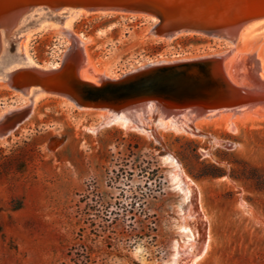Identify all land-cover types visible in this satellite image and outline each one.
<instances>
[{
  "label": "rangeland",
  "instance_id": "1",
  "mask_svg": "<svg viewBox=\"0 0 264 264\" xmlns=\"http://www.w3.org/2000/svg\"><path fill=\"white\" fill-rule=\"evenodd\" d=\"M44 24L18 37L36 64L58 65L71 42L55 20ZM69 26L86 43L88 66L110 76L227 49L203 37L155 40L145 21L121 15L79 16ZM250 42L264 61V28ZM8 49L0 78L15 66V43ZM245 68L242 60V75ZM22 103L0 85V117ZM100 124L96 112L45 98L5 137L0 264H170L177 251L190 254L185 223L195 225L206 248L180 264H264V114L202 124L201 137L161 133L162 143ZM167 153L182 165L192 202L173 182Z\"/></svg>",
  "mask_w": 264,
  "mask_h": 264
},
{
  "label": "water",
  "instance_id": "2",
  "mask_svg": "<svg viewBox=\"0 0 264 264\" xmlns=\"http://www.w3.org/2000/svg\"><path fill=\"white\" fill-rule=\"evenodd\" d=\"M38 11L49 14L126 15L148 25L157 40L200 36L232 45L248 26L264 21V0H0V53L4 41L18 32L24 18ZM71 44L60 64L15 65L1 79L23 103L0 117V137L26 120L32 96H54L74 109H126L159 105L171 113L216 114L244 108L264 109V77L256 52L231 59V48L191 58L145 63L119 76L84 72L83 55H71ZM245 57V58H244ZM231 69V68H230Z\"/></svg>",
  "mask_w": 264,
  "mask_h": 264
},
{
  "label": "bare ground",
  "instance_id": "3",
  "mask_svg": "<svg viewBox=\"0 0 264 264\" xmlns=\"http://www.w3.org/2000/svg\"><path fill=\"white\" fill-rule=\"evenodd\" d=\"M88 15H95V16H109V15H101V14H88ZM115 15V14H112ZM79 16H87V14H74L68 13L65 15L62 14H49L44 11H38L30 14L26 18L23 19L21 22L18 32L14 33L12 36L7 38L4 41V45L2 46L0 57H7V51L9 52L8 46L10 43H15V53L12 56V60L10 64L17 65L22 64L24 66H32L35 64L33 59L29 54L26 52V44L23 42L21 43L20 40L23 38L19 36L24 31H26L27 27L37 26L40 27V24H44L46 21L55 20L58 23L59 28H64V34L71 40L73 46L71 47V55L77 53L79 55H83L80 62L84 64V72L88 69H91L88 66V55L85 48V41H83L80 37L74 35L70 30V23L74 21ZM128 17L126 15H121ZM264 28V21L252 24L245 28L238 40L235 44L228 45L227 47L231 48V59L227 62L228 71L231 73L233 71L231 62L236 60L237 58H241L243 54H250L253 51L257 53L258 58L261 61L262 67V76L264 77V61L262 59V54L258 55V47H255L253 44L254 42L252 39L257 37L259 31ZM15 35V37H14ZM192 36V35H188ZM182 37V36H178ZM177 37V38H178ZM200 37V36H197ZM204 38V37H203ZM25 42L28 38H24ZM176 39V38H175ZM208 39V38H207ZM157 40V39H155ZM160 41V40H159ZM165 42L171 40H163ZM225 49V48H224ZM223 53V50L221 51ZM245 58V57H244ZM242 60V59H241ZM231 68V69H230ZM232 70V71H231ZM97 72V71H96ZM5 71L1 72L3 75ZM99 73L106 74L104 71H100ZM243 73V72H242ZM245 73V72H244ZM0 85L6 89L7 86L3 83V80L0 78ZM45 98H55L60 101V104H63V100L56 98L54 96H40L35 95L32 96L29 94L28 98L25 101H28L33 106L36 102L41 99ZM81 112H96L98 117L101 119V126H121L126 129L135 130L136 132H141L146 134L147 136L152 137L159 143H162L161 133L165 132H172L173 134H180L190 137H201L203 133L200 129L202 124L207 123H215L218 124L220 122L223 123H234V122H242L250 118H255L261 114H264L263 108H244L239 110L233 111H221L216 114H207V113H200L194 111H183L177 113H171L169 111H165L159 105H147V106H137L135 108H126V109H107V110H93V109H77ZM25 124V122L23 123ZM228 125V124H227ZM11 133V132H10ZM5 137H0V145L4 143ZM163 160L170 164L173 168L174 173L172 174L173 182L175 183L176 187L183 192L184 200H189L192 202L194 196V189L191 184L188 182L182 165L180 162L170 153H167L163 156ZM191 206V205H190ZM188 218L195 219V210L194 208L190 207L187 210ZM182 232L188 237L191 243H189V251L190 254H180L178 251L175 253L172 262L170 264H180L181 260H187V263H192L196 261L198 258L202 256L206 245L202 243L201 235L199 230L195 227V225H191L189 223H185L181 227Z\"/></svg>",
  "mask_w": 264,
  "mask_h": 264
},
{
  "label": "trees",
  "instance_id": "4",
  "mask_svg": "<svg viewBox=\"0 0 264 264\" xmlns=\"http://www.w3.org/2000/svg\"><path fill=\"white\" fill-rule=\"evenodd\" d=\"M194 37H197V36H194Z\"/></svg>",
  "mask_w": 264,
  "mask_h": 264
}]
</instances>
